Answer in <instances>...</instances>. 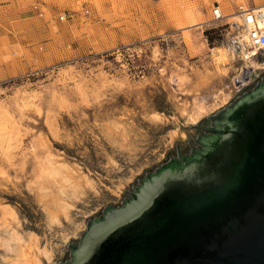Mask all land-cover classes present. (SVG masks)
Listing matches in <instances>:
<instances>
[{"label": "rangeland", "instance_id": "1", "mask_svg": "<svg viewBox=\"0 0 264 264\" xmlns=\"http://www.w3.org/2000/svg\"><path fill=\"white\" fill-rule=\"evenodd\" d=\"M255 1L0 0V236H32L29 251L58 264L88 218L175 142L184 150L190 127L264 73L213 58L231 14ZM52 167L92 184L58 226L37 194ZM12 259L0 241V264Z\"/></svg>", "mask_w": 264, "mask_h": 264}, {"label": "water", "instance_id": "2", "mask_svg": "<svg viewBox=\"0 0 264 264\" xmlns=\"http://www.w3.org/2000/svg\"><path fill=\"white\" fill-rule=\"evenodd\" d=\"M190 129L58 264H264V73Z\"/></svg>", "mask_w": 264, "mask_h": 264}, {"label": "bare ground", "instance_id": "3", "mask_svg": "<svg viewBox=\"0 0 264 264\" xmlns=\"http://www.w3.org/2000/svg\"><path fill=\"white\" fill-rule=\"evenodd\" d=\"M255 4H258V8L264 12V2L262 0L255 1ZM240 7L245 8L246 6ZM236 10L231 14L232 20L235 18L234 14ZM220 11L223 16L221 7ZM222 52L213 54V58L218 65L227 66L230 64V60L225 51L222 50ZM49 164L52 166L51 163ZM69 169L65 167H52L45 177L47 179L45 180L49 184L48 187H38L37 194L40 196L41 205H43V211L47 214L50 226H58L62 220H69L73 200L79 199V196L85 193L86 188L92 189V184L88 182V179L77 178L74 175L75 171H73V174ZM0 241L3 252L13 258L8 264H46L52 260V254L47 250L36 248L33 254L29 251L28 246L29 241H33L32 236L26 239L16 231L5 230Z\"/></svg>", "mask_w": 264, "mask_h": 264}, {"label": "built area", "instance_id": "4", "mask_svg": "<svg viewBox=\"0 0 264 264\" xmlns=\"http://www.w3.org/2000/svg\"><path fill=\"white\" fill-rule=\"evenodd\" d=\"M235 18L226 22L222 47L226 53L243 63L264 65V12L257 6L238 7ZM212 17L220 21L218 3L213 5Z\"/></svg>", "mask_w": 264, "mask_h": 264}]
</instances>
